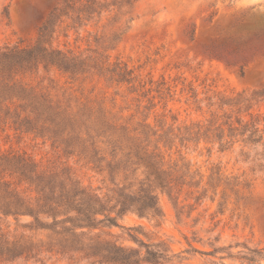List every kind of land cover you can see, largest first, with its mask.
I'll use <instances>...</instances> for the list:
<instances>
[{"label":"rangeland","instance_id":"rangeland-1","mask_svg":"<svg viewBox=\"0 0 264 264\" xmlns=\"http://www.w3.org/2000/svg\"><path fill=\"white\" fill-rule=\"evenodd\" d=\"M57 2L0 0V47L34 43ZM114 16L115 10L106 11L75 27L64 17L53 45L75 52L99 47L110 64L118 62L132 71V82H112L95 73L72 82L55 68H40L28 78L55 97L64 92L74 101L100 104L110 121L128 126L149 151L157 146L170 171L167 188L152 184L163 214L158 220L129 211L118 226L95 231L137 246L128 234L135 227L148 235L140 234L148 242L164 241L170 261L158 264H264V135L258 144L241 135L179 139L186 127L207 124L216 116L221 124L227 116L231 121L258 118L264 130V96L255 94L264 90V0H138L129 13ZM114 33L120 39L113 48L98 46L96 38L102 41ZM142 123L150 126V139H143ZM223 128L228 134L227 126ZM170 129L172 142L165 143L159 135ZM93 140L98 153L90 145ZM109 140H77L65 148L46 135L0 120V154L25 155L39 169L65 168L102 196L113 195L117 186L136 192L141 183H152L146 168L128 157V149L114 151ZM7 178L25 198L37 195L29 183ZM32 219L1 216L0 235L11 240L45 238V231L27 226ZM0 264L91 262L55 249L0 257Z\"/></svg>","mask_w":264,"mask_h":264},{"label":"trees","instance_id":"trees-1","mask_svg":"<svg viewBox=\"0 0 264 264\" xmlns=\"http://www.w3.org/2000/svg\"><path fill=\"white\" fill-rule=\"evenodd\" d=\"M137 1L58 0L39 27L34 43L1 46L0 120L10 121L18 129L37 136L46 135L65 148L73 147L77 140L82 143L101 137L111 139L109 143L113 150L128 149V157L135 160L133 163L146 168L147 180L152 183H141L136 192L126 186H117L113 189V195L102 196L92 188L82 186L65 168L60 171L39 169L37 163L25 155L0 154V217L30 215L33 219L27 226L34 231L47 233L45 238L36 240H11L8 236L0 235V257L15 259L56 249L57 252L88 259L91 264H158L170 261L166 243L146 241L140 234L149 238L148 235L139 228L128 229L130 239L137 246L105 239L95 231L105 226H118V219L129 211L155 220L163 215L152 184L167 188L171 174L164 167L161 152L156 151L158 147L155 145L156 150L149 151L128 126L110 121L100 104L95 107L90 101L80 103L64 92L61 98L59 95L55 97L48 88L28 79L39 74L40 68L46 72L55 68L67 74L72 82L93 73L108 77L112 82H132V71L118 62L110 64L108 55L99 51V47L88 48L89 53L75 52L54 46L53 40L64 17L70 19L68 26L73 27L106 11L115 10V19L120 13H129ZM119 39L120 36L114 33L109 37L104 36L102 41L100 37L96 38V42L107 50L113 48ZM104 44L106 48H103ZM255 94L264 96V90ZM230 118L227 116V120L221 124L218 122L220 117L216 116L207 124L186 127L179 139L223 140L225 136L235 138L241 135L246 142L253 144L263 139L264 130L260 129L258 118L253 121H244L241 117L231 121ZM223 125L227 126L228 134ZM140 126L143 139H150V126L145 123ZM172 134V129L166 130L159 135V139L170 143ZM90 145L93 152L100 151L94 140ZM7 176H15L19 182L25 181L34 186L37 195L25 198Z\"/></svg>","mask_w":264,"mask_h":264}]
</instances>
